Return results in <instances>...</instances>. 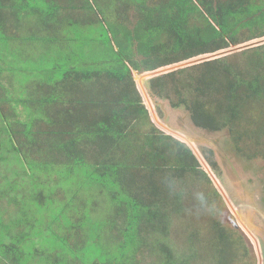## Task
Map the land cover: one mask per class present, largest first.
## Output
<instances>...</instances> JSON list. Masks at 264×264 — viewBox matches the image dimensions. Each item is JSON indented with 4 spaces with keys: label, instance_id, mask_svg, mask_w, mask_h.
<instances>
[{
    "label": "trees",
    "instance_id": "16d2710c",
    "mask_svg": "<svg viewBox=\"0 0 264 264\" xmlns=\"http://www.w3.org/2000/svg\"><path fill=\"white\" fill-rule=\"evenodd\" d=\"M61 2L0 0V76L22 75L16 97L0 81V264H82L74 249L90 224L98 225L89 232L110 258L87 264H135L137 255L151 264L152 255L156 264L195 262L202 255L186 256V241L181 251L168 244L170 212L186 211L195 199L188 186L209 179L185 143L152 124L133 72L263 39L264 0H65L66 8ZM94 22H104L109 35L101 59L96 50L76 55L67 44L83 39L75 38V25ZM35 35L46 50L62 48L56 61L45 67L50 59L43 55L32 66L26 56V67H14ZM149 88L186 110L196 128L228 131L236 154L259 156L242 140L258 147L264 138V43L157 75ZM205 159L217 167L213 151ZM60 219L70 225L59 229ZM211 231L205 244L208 259L216 260L208 263H232L239 249L233 233L217 221ZM43 233H67L73 251L66 262L54 255L24 258V241ZM197 233L189 234L191 245Z\"/></svg>",
    "mask_w": 264,
    "mask_h": 264
},
{
    "label": "rangeland",
    "instance_id": "374dc122",
    "mask_svg": "<svg viewBox=\"0 0 264 264\" xmlns=\"http://www.w3.org/2000/svg\"><path fill=\"white\" fill-rule=\"evenodd\" d=\"M61 4H63L65 7L67 2H65V0H62ZM73 14L74 16H77L78 11H74ZM103 17L104 15H102L101 18ZM90 18L93 19L94 15L90 14ZM106 21L109 22V20ZM73 28L76 29L75 38L78 34L83 36L82 41L77 40L76 43H67L68 47L70 46V48L72 47V45H74L73 50H75L76 55H84V58H87L89 52L91 53V50H96L99 59L105 58V54H107V41L109 35L106 32L102 31L104 29L106 30V25L104 24V22H94L93 24H86L84 26L78 24ZM42 38L43 37L39 35H35V37H32V42L30 43H34L35 45H30L29 52L24 49V51L20 53V59L12 62L13 66L21 69L22 67H26V56L32 66H37L39 64L37 57L41 58L43 55L47 56L50 59L48 63H45V61L47 60H44L43 66L47 67L48 64H53L60 54V50L62 48H56L54 46L52 47L53 52L50 51L51 48H47L46 50L41 45L43 43H40V40ZM263 39H256L235 47L257 43ZM36 43L38 44V47ZM60 44L62 46V43H59L57 45ZM63 48L65 49V46H63ZM232 48L234 47H231L229 49ZM100 51H103V53ZM236 52L239 51H233L232 53ZM210 55L212 54L199 56L182 63H188L195 59H200L198 63H201L204 61H208L207 59H202ZM10 58L13 60L12 56H10ZM10 58L9 55H7V65L8 63L9 65H11ZM88 61H90V63H93L94 57H89ZM7 65H3V67L6 68ZM171 66L161 69H166ZM168 71L169 70H165L164 74L168 73ZM161 73L163 74V72ZM139 75L141 74L133 72V78L136 88L142 98V102L145 108L147 109L150 121H152V124H154V126L162 133H164L165 135H170L167 131H164L163 129L158 127V125L153 123L147 101L142 96L136 79ZM20 78H22L21 74L10 73L9 71L5 70L0 76V81L2 85H4L7 90H9V94L16 97L21 92ZM150 79L151 78L145 79L141 82V84L146 91L149 104L151 105L158 121L169 129L177 131L183 136L190 139L193 147L203 159L210 174L216 180L217 184L220 186L223 193L228 198L231 205L234 207L235 211L239 213L241 219L252 230V234L257 242L256 246L254 240L239 226L229 207L225 203V200L212 182V179L208 176L209 183L201 182L194 188L188 186V192L192 193L195 199H192V202L188 205L185 204V207L188 208L186 211L182 213L181 210L179 212L178 208V211L172 210L170 212L171 218H174L172 219V224L169 228L170 234L168 237V244L175 243V248L181 251L182 242L186 241V256L197 255L198 253L202 255L200 259L192 262L191 264H213L212 262L215 263L214 260H216V258L214 260L212 257L208 259L210 247L205 243H208L210 241L209 238L211 236L213 237L211 229L213 228L214 222L217 221L223 228H226L233 233L231 239H233L234 241H238L239 249L237 248V253H235L236 256L234 257L233 262L230 264H259V257L261 260V264H264V159L259 158V156H264V138H261V145L258 147H256L249 138H245L242 140V146H244L250 154L251 151L256 150L258 152L257 156L259 155L255 159L247 160L241 154L235 153V145L228 131L214 133L196 128L192 125L186 110H184L183 108H172L166 100H162L158 96L153 95L149 88ZM18 111L20 113L21 119L24 120L26 115L24 114L22 108L19 107ZM260 111L264 113V107H260L259 113ZM172 137L184 143L180 139L174 136ZM208 150H211L214 153V159L217 164V167L215 169L210 167L209 163L205 159V155L208 154ZM198 164L200 169L203 170L201 164L199 162ZM67 185L65 184V187ZM175 189L179 190V185H176ZM181 191L184 193V190L181 189ZM80 194H83V191H81ZM201 195H203L204 197L203 203L199 199ZM189 199L191 198L189 197ZM181 213L182 215H180ZM67 225L70 224L62 219H60L56 224L59 229ZM93 226L94 224L86 226L87 229L84 231L82 239H77L79 243L74 249L73 256L77 257L82 264H87V260L88 262H91V259H93V257H97L98 260L101 259L104 261L110 258L109 250H103V248L99 244L101 243V239L96 237V233L89 232L92 231V229L96 230L98 227V225H96L95 227ZM194 229V232H198L197 239L195 240V245H191V241H188V237L190 233L191 235L194 233L192 232ZM58 235L47 233L41 235V237H38L37 239L27 238L23 243V247L29 249V252H26L27 254L24 253V258L26 259L25 256H29L30 254H35L37 258L42 257L43 259H45L47 255H54V258L56 256L63 257L64 261L66 262L70 257V252L73 251L72 249L69 250L72 243H69V241L64 238V236H67V233H65L64 236H62L60 233ZM202 240L204 244L202 243ZM95 243L98 244L96 245ZM42 247L47 248L51 254L44 252L42 250ZM145 256L147 255H137L135 264L136 261L137 264H151L150 257L147 256V258H144ZM156 260H158L157 255H152L151 261L156 264ZM208 260L212 262L209 261L208 263Z\"/></svg>",
    "mask_w": 264,
    "mask_h": 264
},
{
    "label": "water",
    "instance_id": "95a60500",
    "mask_svg": "<svg viewBox=\"0 0 264 264\" xmlns=\"http://www.w3.org/2000/svg\"><path fill=\"white\" fill-rule=\"evenodd\" d=\"M264 43V39L263 40H260L259 42L257 43H252V44H249V45H245V46H241V47H234L232 49H229V50H226V51H221V52H218V53H214L208 57H205L203 58L202 60H212V59H216V58H219V57H222L224 55H227V54H230L232 53L233 51H240V50H244L246 48H250V47H253V46H257V45H260V44H263ZM200 61V59H195V60H192L188 63H181V64H178V65H174V66H171L169 68H166V69H160V70H155V71H151V72H146V73H143L141 75H139L136 79H137V82H138V85H139V89H140V92L142 93V96L145 98V100L147 101V104H148V108H149V111H150V114H151V117H152V120H153V123H155L156 125H158V127H160L161 129H163L164 131H167L168 134L180 139L181 141H183L187 147L191 150V152L193 153V155L195 156V158L197 159V161L201 164V166L203 167V170L206 172V174L212 179V182L214 183V185L216 186V188L218 189L219 193L221 194V196L223 197V199L225 200V203L227 204V206L229 207L231 213L233 214L235 220L237 221V223L239 224V226L243 229V231L245 233H247L253 240H254V243L255 245L257 246V242H256V239L255 237L253 236L252 234V230L247 226V224L241 219V217L239 216V213H237L234 209V207L231 205L230 201L228 200V198L225 196V194L223 193L222 189L220 188V186L217 184L216 180L212 177V175L210 174L206 164L204 163L203 159L201 158V156L197 153V151L195 150V148L193 147L192 145V142L190 141L189 138L183 136L181 133L177 132V131H174V130H171L169 129L168 127H166L165 125H163L161 122L158 121L151 105L149 104V100L147 98V95H146V91L143 87V85L141 84L142 81H144L145 79H149V78H152L154 76H157V75H160L162 74L161 72L164 73L165 70H173V69H177V68H181V67H185V66H188L189 64H195V63H198ZM259 264H261V260H260V257H259Z\"/></svg>",
    "mask_w": 264,
    "mask_h": 264
},
{
    "label": "clouds",
    "instance_id": "9594fccd",
    "mask_svg": "<svg viewBox=\"0 0 264 264\" xmlns=\"http://www.w3.org/2000/svg\"><path fill=\"white\" fill-rule=\"evenodd\" d=\"M199 199L201 200L202 203L204 202V197H203V195H201V196L199 197Z\"/></svg>",
    "mask_w": 264,
    "mask_h": 264
},
{
    "label": "crops",
    "instance_id": "0c3cea01",
    "mask_svg": "<svg viewBox=\"0 0 264 264\" xmlns=\"http://www.w3.org/2000/svg\"><path fill=\"white\" fill-rule=\"evenodd\" d=\"M30 45H35V44H30ZM28 47H30V46H28ZM37 47H38V44H37Z\"/></svg>",
    "mask_w": 264,
    "mask_h": 264
},
{
    "label": "flooded vegetation",
    "instance_id": "af4514ba",
    "mask_svg": "<svg viewBox=\"0 0 264 264\" xmlns=\"http://www.w3.org/2000/svg\"><path fill=\"white\" fill-rule=\"evenodd\" d=\"M204 171V170H203ZM205 172V171H204ZM206 173V172H205ZM208 176V175H207Z\"/></svg>",
    "mask_w": 264,
    "mask_h": 264
}]
</instances>
